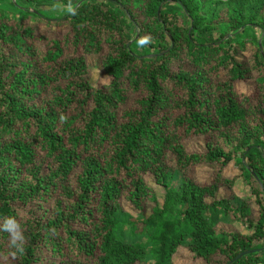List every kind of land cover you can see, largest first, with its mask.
<instances>
[{"label": "trees", "instance_id": "obj_1", "mask_svg": "<svg viewBox=\"0 0 264 264\" xmlns=\"http://www.w3.org/2000/svg\"><path fill=\"white\" fill-rule=\"evenodd\" d=\"M89 55L108 83H93ZM194 136L206 152L187 151ZM234 159L250 187L240 203L217 198L233 185L221 171L195 175ZM7 217L24 252L0 229V264H172L181 249L264 264V0H0Z\"/></svg>", "mask_w": 264, "mask_h": 264}, {"label": "rangeland", "instance_id": "obj_2", "mask_svg": "<svg viewBox=\"0 0 264 264\" xmlns=\"http://www.w3.org/2000/svg\"><path fill=\"white\" fill-rule=\"evenodd\" d=\"M87 60L88 64L92 68L93 83L96 86L108 83L109 77L104 75V72L100 67V58L94 55H89ZM236 89L239 92L245 94L252 93V90H254L253 80H248L246 82H237ZM184 145L189 152L204 153L207 151L206 139L203 136L186 138L184 140ZM219 171H221L222 174L228 179H233V185L222 186L216 195L217 198H229L232 196H237L238 199L236 201L240 203V199L249 197L250 187L245 182L243 172L240 169L239 165L236 163L235 159L229 162L226 166H223L219 163H203L195 167L196 178L202 184L210 183ZM146 179L148 181H152L153 177L150 174H147ZM151 185L159 193L160 200H163L164 196L161 187L153 184ZM122 207L126 212V217H138V210L134 206H132V204L126 199L122 200ZM255 216H258V213ZM218 225V228L223 230H238L245 233L250 231V229L248 228V224H246L245 222L235 220L229 222L225 217L220 218ZM172 264H205V261H203L202 259H197L188 250L181 249L174 255Z\"/></svg>", "mask_w": 264, "mask_h": 264}, {"label": "clouds", "instance_id": "obj_3", "mask_svg": "<svg viewBox=\"0 0 264 264\" xmlns=\"http://www.w3.org/2000/svg\"><path fill=\"white\" fill-rule=\"evenodd\" d=\"M67 11L71 13L72 15H75L76 12L73 8H68ZM141 47L145 46L146 44L149 43L147 39H141L138 42ZM0 229L3 231L9 233L10 236V242H11V247L15 249L14 252L11 253L13 257H15L17 254H23L24 252V246H23V241L24 237L22 234V229L20 224L16 221L14 217H7L4 220V223L0 225Z\"/></svg>", "mask_w": 264, "mask_h": 264}, {"label": "water", "instance_id": "obj_4", "mask_svg": "<svg viewBox=\"0 0 264 264\" xmlns=\"http://www.w3.org/2000/svg\"><path fill=\"white\" fill-rule=\"evenodd\" d=\"M242 255H243V253H240V254L237 256V258H240Z\"/></svg>", "mask_w": 264, "mask_h": 264}]
</instances>
